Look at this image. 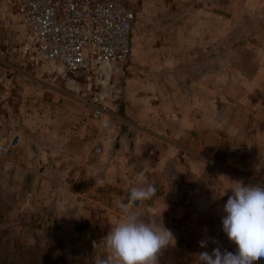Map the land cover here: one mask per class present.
<instances>
[{
	"label": "crops",
	"instance_id": "crops-1",
	"mask_svg": "<svg viewBox=\"0 0 264 264\" xmlns=\"http://www.w3.org/2000/svg\"><path fill=\"white\" fill-rule=\"evenodd\" d=\"M14 3L0 0V188H20L28 210L79 236L71 251L87 252L94 263L107 255L104 238L123 216L117 202L128 204V192L147 184L156 186V195L135 210L175 237L160 264H201L199 254L216 248L235 252L222 225L232 192L222 194L233 181L264 186V86H221L218 76L208 86L202 72L194 86L182 75L174 84L167 80V61L177 67L191 52L184 50L182 28L192 21L185 11L193 4L168 2L174 17L160 24L179 34L144 36L143 52L136 42L130 56L134 72L146 60L155 65L152 79L129 74L124 83L115 80L96 118L83 102L85 86H68L52 71L60 68L33 66L11 50L22 29ZM198 5L215 10V19L223 10L216 0ZM166 42L171 51L160 47ZM51 226L47 221L42 229Z\"/></svg>",
	"mask_w": 264,
	"mask_h": 264
},
{
	"label": "rangeland",
	"instance_id": "rangeland-1",
	"mask_svg": "<svg viewBox=\"0 0 264 264\" xmlns=\"http://www.w3.org/2000/svg\"><path fill=\"white\" fill-rule=\"evenodd\" d=\"M169 1L124 0V3L131 6L137 14L133 30V44L138 43V53L144 50L145 45L139 43L144 36L148 39L154 34L165 33L164 35L169 38V36H175L176 33L179 34V29L174 31L175 28L169 26L163 28L160 24L163 21L167 24L174 17V12L169 9L170 6L168 7ZM181 1L193 4L191 10L185 11V15L189 16L192 21L185 22L187 25L182 28L185 40L184 50L191 52L178 60L180 63L177 67L174 66L176 60L167 61L170 62L165 71L167 80L174 84L176 77L182 75L186 83L191 79V85L194 86V83L199 81V72H202L211 83H208V86H212V83L216 81L215 76H218V83L220 81L221 86H264V0H223V2L216 0L220 6H223V10L218 12L216 19L215 10L201 11L198 4L205 0ZM207 1L215 2V0ZM152 2H159L160 6H157L155 10L145 11L144 8L151 6ZM18 10L22 25V32H19L21 41L18 44L15 42L11 50L21 54L24 62L31 63L33 66H47L48 71H51V67L60 68L61 70L52 71L62 74L67 85L72 86L66 71L61 66L48 61L36 62L24 53V47L31 32L27 18L20 11L19 6ZM205 17L208 22L205 26L200 25ZM217 19L218 23H216ZM216 36H218V41L215 39ZM219 36L223 38L220 41ZM6 45L11 46L12 43ZM160 45L171 51L170 42ZM201 55L202 57L199 58ZM131 57L127 61L116 64L114 82L116 80V82L124 83L129 74L132 77L148 75V78L152 79L151 73L155 65H150V60H146V63L139 64L137 72H134L133 66L132 71L128 67L129 62H132ZM122 63L126 66L122 67ZM188 70H191V78L187 77L189 76ZM10 174L5 177L8 179ZM20 190L17 187V190L12 189L10 192L11 189L4 191L0 188V264H12L10 261L14 255L23 251L27 252L28 257L25 258L32 259L36 264H45L46 260L48 264H91L92 262L96 264L87 252L71 251L81 241L79 236L74 234L67 236L65 230L59 232L63 227L59 228L55 224L51 226L50 220L45 219V215L41 218L39 214L34 213V210H28L22 203L23 191ZM47 221L52 227L49 228V232L42 229V224ZM38 224L41 228H37ZM66 226L64 224V227ZM51 250V255L47 256ZM90 253L93 255V252ZM6 254L7 259L2 260Z\"/></svg>",
	"mask_w": 264,
	"mask_h": 264
},
{
	"label": "built area",
	"instance_id": "built-area-1",
	"mask_svg": "<svg viewBox=\"0 0 264 264\" xmlns=\"http://www.w3.org/2000/svg\"><path fill=\"white\" fill-rule=\"evenodd\" d=\"M16 3L31 32L24 53L36 62L61 66L72 86L86 87L83 102L93 117H101L107 90L114 86L115 66L132 54L136 11L124 0ZM129 196L130 191L127 203Z\"/></svg>",
	"mask_w": 264,
	"mask_h": 264
},
{
	"label": "clouds",
	"instance_id": "clouds-1",
	"mask_svg": "<svg viewBox=\"0 0 264 264\" xmlns=\"http://www.w3.org/2000/svg\"><path fill=\"white\" fill-rule=\"evenodd\" d=\"M139 180L144 183L142 176ZM229 189L232 195L223 206L226 215L222 217V225L237 249L235 252L222 253L219 248L211 254L202 252L199 254L201 264H256L264 259V186L233 181L222 196ZM156 192L153 184L133 187L130 203L117 202L123 216L104 238L107 255L96 264H160L163 250L175 245L174 234L155 219L143 218L134 207L152 200ZM201 246H206L204 241Z\"/></svg>",
	"mask_w": 264,
	"mask_h": 264
},
{
	"label": "trees",
	"instance_id": "trees-1",
	"mask_svg": "<svg viewBox=\"0 0 264 264\" xmlns=\"http://www.w3.org/2000/svg\"><path fill=\"white\" fill-rule=\"evenodd\" d=\"M25 252V253H24ZM52 253V250L50 251V253L48 254V251H46V254H48L47 256H50ZM7 254L2 258L3 259H7ZM27 256V252L23 251V252H17V254L14 255V257L12 258V260L10 261V263L12 264H36L35 262H33V260H28L26 258ZM45 264H48V260L45 261Z\"/></svg>",
	"mask_w": 264,
	"mask_h": 264
}]
</instances>
